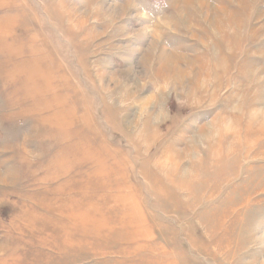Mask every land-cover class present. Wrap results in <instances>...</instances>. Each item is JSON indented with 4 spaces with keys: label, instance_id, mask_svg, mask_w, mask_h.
Masks as SVG:
<instances>
[{
    "label": "rangeland",
    "instance_id": "1",
    "mask_svg": "<svg viewBox=\"0 0 264 264\" xmlns=\"http://www.w3.org/2000/svg\"><path fill=\"white\" fill-rule=\"evenodd\" d=\"M0 264H264V0H0Z\"/></svg>",
    "mask_w": 264,
    "mask_h": 264
}]
</instances>
